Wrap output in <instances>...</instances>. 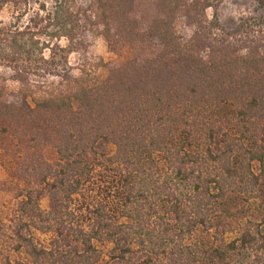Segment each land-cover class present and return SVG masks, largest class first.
I'll list each match as a JSON object with an SVG mask.
<instances>
[{"label":"trees","instance_id":"trees-1","mask_svg":"<svg viewBox=\"0 0 264 264\" xmlns=\"http://www.w3.org/2000/svg\"><path fill=\"white\" fill-rule=\"evenodd\" d=\"M14 1L0 0V9ZM94 1L104 38L115 51L129 46L133 59L110 63L104 80L60 76L66 88L39 98L0 88V117L28 125L41 120L60 156L55 164L43 161L40 194L29 190L21 201L24 212L34 204L53 240L40 243L21 222L9 237L12 249H25L30 264H99L98 241L114 244L119 264H264V16L229 31L216 11L207 14L221 0ZM42 9L45 16L37 18L46 24L39 30L0 22V58L29 64L16 68L21 82L31 83L37 66L58 77L39 64L55 61L54 40H81V21L92 7L56 0ZM73 84L77 89L68 91ZM103 142L117 147L109 158L114 175L127 174L117 217L131 222L101 212L86 227L74 221L72 208L93 171H81L79 158L96 155ZM45 193L56 204L49 212L40 206ZM238 198L261 204L235 239L206 250L188 242L199 228H216ZM136 246L145 257L126 263L140 252ZM0 264L25 263L7 256Z\"/></svg>","mask_w":264,"mask_h":264},{"label":"rangeland","instance_id":"rangeland-1","mask_svg":"<svg viewBox=\"0 0 264 264\" xmlns=\"http://www.w3.org/2000/svg\"><path fill=\"white\" fill-rule=\"evenodd\" d=\"M56 0H28L14 1L0 9V22L5 26L18 23L22 26L31 25L39 30L46 23L40 22L37 15L45 16L42 5L46 4L47 9H52ZM92 10L87 17L81 21L83 26L82 38H77L74 45L70 44L67 38L54 40L56 59H50V51L46 50V57L50 59L48 64H43L45 68L51 70L57 76H48L40 68L33 67V73L29 76V82H21L15 78L16 68L29 66L25 60H20L18 64L9 63L8 60L0 58V88L10 92H26L39 98L45 92H53L61 89L59 83L63 81V75L72 73L76 77L86 75V79L104 80L109 74V65L113 61H128L135 57L134 51L129 47H123L115 51L102 34V27L98 16L97 5L94 0H84ZM215 11L220 19L221 25L231 31L234 30L242 20L259 18L264 16V0H221L216 10L209 9L207 14L213 18ZM43 39V40H42ZM45 37L41 36V41ZM48 39V38H47ZM63 48L65 50H62ZM88 75V76H87ZM34 81H39L35 84ZM37 87H35V86ZM78 85H72L68 91L77 89ZM63 88H66L65 86ZM71 89V90H70ZM30 100H32L30 98ZM41 120H37L32 125L18 124L10 122L0 117V260L10 256L14 261H22L30 264L31 259L25 249L15 251L12 249L11 235L17 224L28 223L31 226V233L37 241L48 246L53 240L55 232H43L44 223L40 217L32 210L34 204L27 205L28 211L24 212L21 201L25 195L32 190L34 196L46 186L40 187L37 183L41 177L43 161L55 164L60 156L57 149L46 142V133L43 126H39ZM43 124V123H42ZM48 143V144H47ZM117 152V147L113 143L103 142L98 145L96 155L88 154L82 156V164L78 168L88 172L92 169V178L84 183L82 192L76 196L72 213L75 214L74 221L86 227H90L97 213L111 214L121 223L131 222L128 218L117 217L120 214L121 206L124 207V194L127 189L125 177L118 174L115 176L113 164L109 161ZM36 169V173L34 172ZM254 169L257 173L261 172L260 164L256 162ZM41 172V173H40ZM88 176L83 175V180ZM46 192V191H45ZM259 202L247 203L238 198L231 202L230 214H225L220 218L216 228L207 231L202 227L193 233L188 239L189 243H198L203 249H209L214 245H220L225 239L227 242L235 239L246 218H254L258 214L257 206ZM254 203V204H253ZM55 202L49 194H43L40 206L43 211H52ZM21 218V220H20ZM23 218V219H22ZM226 231V232H225ZM97 247L101 252V262L99 264H119L114 258L116 254L114 244L111 241H98ZM11 247V248H10ZM136 254L129 256L128 262L136 263L145 257L146 253L136 246ZM206 264V263H202Z\"/></svg>","mask_w":264,"mask_h":264}]
</instances>
